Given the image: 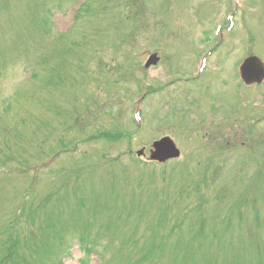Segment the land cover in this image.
Returning <instances> with one entry per match:
<instances>
[{
    "label": "rangeland",
    "instance_id": "1",
    "mask_svg": "<svg viewBox=\"0 0 264 264\" xmlns=\"http://www.w3.org/2000/svg\"><path fill=\"white\" fill-rule=\"evenodd\" d=\"M251 55L264 0H0V264H264Z\"/></svg>",
    "mask_w": 264,
    "mask_h": 264
},
{
    "label": "water",
    "instance_id": "2",
    "mask_svg": "<svg viewBox=\"0 0 264 264\" xmlns=\"http://www.w3.org/2000/svg\"><path fill=\"white\" fill-rule=\"evenodd\" d=\"M158 59L156 53L151 54L145 63V67L156 64ZM240 74L247 84L261 82L264 78V65L256 56H250L246 58L240 66ZM136 154L138 156L144 155L145 148L138 150ZM179 155L180 151L176 147L175 142L168 136L154 141L149 150V159L159 162H165L168 159L179 157Z\"/></svg>",
    "mask_w": 264,
    "mask_h": 264
}]
</instances>
